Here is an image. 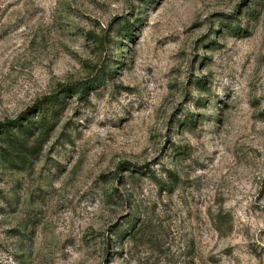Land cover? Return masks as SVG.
<instances>
[{"label":"rangeland","instance_id":"obj_1","mask_svg":"<svg viewBox=\"0 0 264 264\" xmlns=\"http://www.w3.org/2000/svg\"><path fill=\"white\" fill-rule=\"evenodd\" d=\"M91 77L0 132V264H264V0H0V123Z\"/></svg>","mask_w":264,"mask_h":264},{"label":"trees","instance_id":"obj_2","mask_svg":"<svg viewBox=\"0 0 264 264\" xmlns=\"http://www.w3.org/2000/svg\"><path fill=\"white\" fill-rule=\"evenodd\" d=\"M245 32L246 30L243 31ZM96 85L95 77L61 85L53 94L38 100L33 106L34 111L20 113L16 118L0 123V132L7 134L8 140L19 143L21 137L30 136L38 129H42L40 135H44L53 126L52 120L58 116L63 102L60 98L62 94L77 93L80 99H86Z\"/></svg>","mask_w":264,"mask_h":264}]
</instances>
